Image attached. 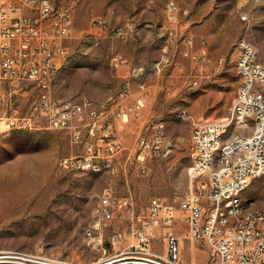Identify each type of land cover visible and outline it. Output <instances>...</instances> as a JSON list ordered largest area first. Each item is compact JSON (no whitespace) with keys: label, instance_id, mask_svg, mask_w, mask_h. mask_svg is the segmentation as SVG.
<instances>
[{"label":"rangeland","instance_id":"374dc122","mask_svg":"<svg viewBox=\"0 0 264 264\" xmlns=\"http://www.w3.org/2000/svg\"><path fill=\"white\" fill-rule=\"evenodd\" d=\"M52 1L75 9L72 36L66 40L68 56L53 93L73 101L89 97L99 103L121 87L123 76L111 65L113 56L122 54L133 63L151 65L153 94L146 120L151 134L156 126H163L171 150L145 164L128 163L122 170L120 162L130 157L137 137L134 128L122 131L112 118L126 147L115 160L117 172L74 174L59 169L60 159L81 151L68 131L49 129L40 122L34 130L4 132L0 135V257L20 255L25 260L0 259V264H37L38 257L69 264L145 257L135 232L148 222L151 200L160 198L178 207L180 197L189 190L192 124L187 116L219 120L229 114L239 85L236 61L240 40L250 42L264 64V0ZM172 1L181 9L178 20H189L194 49H207L206 64L184 56V33L168 9ZM186 9L188 17L182 12ZM97 15L108 23L103 37L91 24ZM127 22L134 24L129 37H114L111 29ZM163 56L169 63L159 73L153 67ZM29 103L30 99L20 104L27 110ZM3 113L4 107L0 108V115ZM107 188L131 206L117 208L114 219L95 231L102 245L91 249L86 232L98 223L95 211ZM243 198L264 210V177L254 179ZM178 216L181 264H210L209 251L195 260L192 248L203 247L188 237L179 209ZM153 235V253L166 255L164 231L155 228Z\"/></svg>","mask_w":264,"mask_h":264},{"label":"built area","instance_id":"2783aa9c","mask_svg":"<svg viewBox=\"0 0 264 264\" xmlns=\"http://www.w3.org/2000/svg\"><path fill=\"white\" fill-rule=\"evenodd\" d=\"M168 9L171 19L180 24L184 33V56L206 64L208 51L194 49L189 20H178L181 9L174 1L168 4ZM183 15L188 17L189 13L183 12ZM74 17L75 9L70 4H51L49 0H0V108H6V113L0 115V135L5 131L34 130L43 122L49 129L68 131L71 142L81 149L60 159L61 171L117 172L115 160L126 147L111 119L128 124L130 113L140 119L148 95L147 86L139 84L136 107L130 108L121 103L132 96L129 83L117 96L120 102L110 98L97 103L89 97L73 101L55 95L53 84L68 56L66 40L72 36ZM246 19L242 16V20ZM91 24L100 37L109 29L106 18L101 15L93 16ZM133 29V22H127L113 27L111 32L116 38L126 39ZM167 63L169 59L163 56L153 68L160 73ZM111 65L114 70L128 69L131 80L146 73L145 68L133 67L121 54L113 56ZM236 71L239 85L226 117L208 120L187 116L192 124L189 190L180 197L178 207L160 198L151 200L147 208L149 220L135 232L138 245L147 255L140 257L141 261L181 264L176 230L179 209L188 227V237L208 248L210 264H264V210L251 214L247 207H242L243 195L252 181L264 177V64L259 61V55L249 52L246 39L238 43ZM29 99L25 110L20 103ZM225 125H233L231 137H224ZM247 128L255 129L253 140L237 136V129ZM233 138H242V145H233ZM132 152L128 161L134 164H145L152 157L165 155L163 126H156L152 134L150 131L142 133ZM130 206L110 188L105 189L95 211L97 227L86 232L87 246L100 247L102 240L95 231L114 219L117 208ZM158 227L167 240L164 256L152 251L153 233ZM116 242L117 239H113V243ZM19 256L0 259L25 260ZM35 263L69 264L47 257H38Z\"/></svg>","mask_w":264,"mask_h":264},{"label":"crops","instance_id":"0c3cea01","mask_svg":"<svg viewBox=\"0 0 264 264\" xmlns=\"http://www.w3.org/2000/svg\"><path fill=\"white\" fill-rule=\"evenodd\" d=\"M123 56L126 57L125 55H123ZM130 63L132 64L133 67L145 68L146 73L139 79L131 80L130 79V71L128 69L115 70L118 73V75H122L123 76L122 77L123 80L121 81V87H120V89H119V91L117 93L110 95L108 98H106L105 100H103L101 102H105V101L109 100L110 98H115L116 102H118V101L120 102V100H118L117 96L121 92V90L125 87L126 83H129V86H130L131 91H132V96L128 97L126 100L122 101L121 103L123 105L129 107V108L130 107H136L137 97L140 95L139 84L140 83L146 84L148 95H147V99H145V101H144V106H143V108L140 111V116H141L140 119L136 118L133 113L129 114V117H128L129 118V123L128 124L122 123V122H120V120H116L115 119L116 123H118L120 125L122 131H124L125 129H133L134 128V130H135L134 134H136V137H137V140H138V137L142 133L149 132L150 131V127H151V125L148 124L147 120H146V111L148 109L149 104L151 103L152 94H153L152 93V89H151V65H150V67H148L147 65L140 64V63H133L131 61H130ZM164 68H165V66H164ZM101 102H99V103H101ZM115 108H116V106H115ZM117 134L122 138V140L124 142L123 136L121 134H119V132H117ZM191 134L192 133L189 134V137H191ZM169 145H167L165 143L166 155H168V152H170V150H171ZM128 163H130L128 161V158L126 160L123 159L120 162L121 169L123 170L125 168V165H127ZM198 244H200L201 247H203V250H199L196 247L192 248V251H193L192 253H193V256H194L195 260L197 258H200V257L202 258V255L204 257L206 255L207 251H208V248L205 245H203L201 243H198Z\"/></svg>","mask_w":264,"mask_h":264},{"label":"bare ground","instance_id":"6f19581e","mask_svg":"<svg viewBox=\"0 0 264 264\" xmlns=\"http://www.w3.org/2000/svg\"><path fill=\"white\" fill-rule=\"evenodd\" d=\"M49 2H51V4H55L52 0H49ZM183 12L190 13L188 9L184 10ZM247 48L249 52H251V54L258 55L257 49L248 41H247ZM20 130H23V129H20ZM5 132H10V131H5ZM232 135H233V125H225L224 137H231ZM237 136L245 137L246 140H253L255 137V129L254 128L237 129ZM233 145H242V138H233ZM59 164H60V161H59ZM242 207H247V211H250L251 214L260 213V208L257 207L256 203L253 200H244L243 198ZM141 260L143 259L140 257L131 256L128 258L113 260L112 262L105 263V264H120V263L122 264H148L147 262L141 261Z\"/></svg>","mask_w":264,"mask_h":264},{"label":"water","instance_id":"95a60500","mask_svg":"<svg viewBox=\"0 0 264 264\" xmlns=\"http://www.w3.org/2000/svg\"><path fill=\"white\" fill-rule=\"evenodd\" d=\"M120 264H122V263H120Z\"/></svg>","mask_w":264,"mask_h":264}]
</instances>
